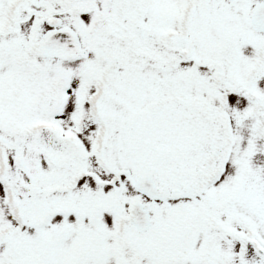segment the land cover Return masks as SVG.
<instances>
[{
    "label": "snow or ice",
    "instance_id": "obj_1",
    "mask_svg": "<svg viewBox=\"0 0 264 264\" xmlns=\"http://www.w3.org/2000/svg\"><path fill=\"white\" fill-rule=\"evenodd\" d=\"M0 264H264V0H0Z\"/></svg>",
    "mask_w": 264,
    "mask_h": 264
}]
</instances>
